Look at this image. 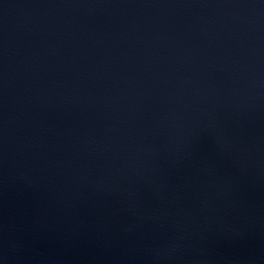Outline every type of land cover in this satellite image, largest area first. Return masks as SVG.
Returning <instances> with one entry per match:
<instances>
[{"label": "water", "instance_id": "water-1", "mask_svg": "<svg viewBox=\"0 0 264 264\" xmlns=\"http://www.w3.org/2000/svg\"><path fill=\"white\" fill-rule=\"evenodd\" d=\"M0 264H264V0H0Z\"/></svg>", "mask_w": 264, "mask_h": 264}]
</instances>
